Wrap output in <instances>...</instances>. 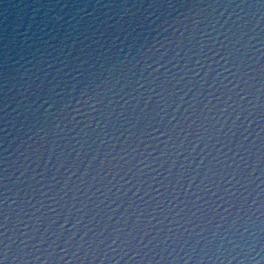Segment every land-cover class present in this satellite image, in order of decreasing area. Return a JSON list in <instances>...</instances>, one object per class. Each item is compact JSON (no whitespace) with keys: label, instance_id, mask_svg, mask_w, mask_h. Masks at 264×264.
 Here are the masks:
<instances>
[{"label":"water","instance_id":"1","mask_svg":"<svg viewBox=\"0 0 264 264\" xmlns=\"http://www.w3.org/2000/svg\"><path fill=\"white\" fill-rule=\"evenodd\" d=\"M4 264H264V0H0Z\"/></svg>","mask_w":264,"mask_h":264},{"label":"snow or ice","instance_id":"2","mask_svg":"<svg viewBox=\"0 0 264 264\" xmlns=\"http://www.w3.org/2000/svg\"><path fill=\"white\" fill-rule=\"evenodd\" d=\"M0 264H4V261L3 260H0Z\"/></svg>","mask_w":264,"mask_h":264}]
</instances>
